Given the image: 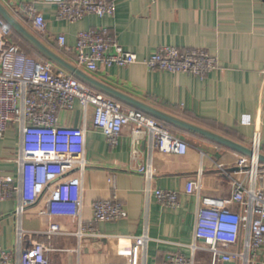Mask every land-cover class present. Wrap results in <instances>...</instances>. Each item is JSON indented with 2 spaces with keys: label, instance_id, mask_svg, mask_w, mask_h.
Segmentation results:
<instances>
[{
  "label": "crops",
  "instance_id": "crops-1",
  "mask_svg": "<svg viewBox=\"0 0 264 264\" xmlns=\"http://www.w3.org/2000/svg\"><path fill=\"white\" fill-rule=\"evenodd\" d=\"M60 1L0 0V4L48 49L73 66L76 35L91 28H107L123 50L139 59L163 47L206 51L216 60V68L203 79L150 72L140 64L125 68L98 66L93 73L80 70L129 98L249 150L254 135H258V153L264 156V0H114L111 17L89 16L73 24L56 20ZM24 4L32 5L43 18L44 34L34 32L21 11ZM60 35L65 38L64 48L56 42ZM11 42L28 53L34 52L13 30ZM54 71L70 75L56 65ZM57 118L59 138L83 145L87 161L81 178L83 222L92 221L93 202L113 197L123 205L127 218L95 224V237L79 246L72 235L75 224L69 219L55 220L64 233L50 240L51 264H162L172 254L191 255L198 207H210L221 200L225 209L239 212V206L229 201L231 183L216 170L215 163L232 171L235 160L242 155L160 121L188 144L185 155L152 151L146 139L134 145L130 126L123 128L117 144L110 147L93 128L92 109L83 112L77 103L72 111L59 112ZM19 146L18 130L10 125L0 140V175L11 182L16 179ZM132 150L137 151L135 160ZM147 166L153 172L149 184L138 173ZM111 178L114 189L108 183ZM197 179L199 192L186 195L187 181ZM156 190L177 193L178 207L161 206L154 196ZM45 200L30 208L21 221L27 246L45 242L42 233L49 219L37 215ZM15 207L14 197L0 202V246L10 254V264H17L19 253ZM143 234L148 238L146 249L137 251L132 260L129 244ZM197 244L204 247V242ZM194 258L197 264H210L211 260L205 251L195 253ZM252 264H264V246L253 255Z\"/></svg>",
  "mask_w": 264,
  "mask_h": 264
},
{
  "label": "built area",
  "instance_id": "built-area-1",
  "mask_svg": "<svg viewBox=\"0 0 264 264\" xmlns=\"http://www.w3.org/2000/svg\"><path fill=\"white\" fill-rule=\"evenodd\" d=\"M21 11L36 34L46 32L43 18L32 5H22ZM114 11V0H61L55 17L73 24L89 16L111 17ZM11 35V27L0 16V140L10 125L17 128L20 138L15 159L16 179L11 182L10 178L0 175V202L13 197L16 200L17 264H51L50 240L64 233L55 220L69 219L75 224L76 231L72 235L79 246L95 237V224L127 218L123 205L113 197L93 202L92 221L83 222L81 178L87 161L80 142L59 138V112L72 111L76 103L83 112L91 108L93 128L106 138L110 147L117 144L123 128L128 126L133 144L146 139L152 151L185 155L188 144L147 114L123 107L71 75L56 73L54 64L47 60L31 58L11 42ZM56 42L61 48L65 47L62 35ZM74 56L75 67L91 73L96 72L98 66L125 68L140 64L150 72L181 73L203 79L216 68V60L203 50L163 47L139 59L136 54L123 50L104 27L78 32ZM258 143V135H254L252 156L238 157L232 171L224 164L215 163L216 170L231 183L229 201L239 206V212L225 209L221 200L210 207H198L191 255L172 254L162 264H197L194 255L202 251L210 254V264H252L253 255L264 246V165L257 159ZM136 156L137 151L132 150V160ZM138 173L148 184L153 178L150 166L138 169ZM108 183L114 189L112 178ZM199 190V179L188 180L184 192L192 195ZM154 196L163 207H178L179 196L175 192L156 190ZM42 199H46L45 205L37 215L49 219L42 233L45 242L27 246L21 221ZM147 242L146 234L131 240L132 260L137 251L146 249ZM199 242H204V247L198 246ZM10 263V254L0 246V264Z\"/></svg>",
  "mask_w": 264,
  "mask_h": 264
},
{
  "label": "water",
  "instance_id": "water-1",
  "mask_svg": "<svg viewBox=\"0 0 264 264\" xmlns=\"http://www.w3.org/2000/svg\"><path fill=\"white\" fill-rule=\"evenodd\" d=\"M0 16L4 19V21L11 27V29L17 33L23 40H25L31 47H33L39 54H41L47 61L53 63L54 65L60 67L67 73H69L74 78L78 79L82 83L90 86L96 91L110 96L117 101L127 104L134 108L135 110L141 111L150 117L160 121L162 123L174 126L180 130L187 131L198 136L205 138L219 146H223L235 153H238L245 157H251V150L231 142L230 140L218 136L216 134L207 132L201 128L188 124L178 118L167 115L163 112H160L154 108H151L141 102H138L128 96L100 83L85 74L80 69L76 68L72 64L63 60L60 56L52 52L48 49L38 38H36L33 34H31L28 30H26L1 4H0ZM258 162L264 165V156L258 154L257 156Z\"/></svg>",
  "mask_w": 264,
  "mask_h": 264
},
{
  "label": "trees",
  "instance_id": "trees-1",
  "mask_svg": "<svg viewBox=\"0 0 264 264\" xmlns=\"http://www.w3.org/2000/svg\"><path fill=\"white\" fill-rule=\"evenodd\" d=\"M27 43V42H26ZM28 44V43H27ZM29 45V44H28ZM28 56H30L31 58H35V57H37V58H39V59H37V60H46L41 54H39L35 49H33L34 50V52H32L33 53V55H32V53H28V52H26L24 49H22ZM36 59V58H35Z\"/></svg>",
  "mask_w": 264,
  "mask_h": 264
},
{
  "label": "rangeland",
  "instance_id": "rangeland-1",
  "mask_svg": "<svg viewBox=\"0 0 264 264\" xmlns=\"http://www.w3.org/2000/svg\"><path fill=\"white\" fill-rule=\"evenodd\" d=\"M32 55H33V53H32ZM35 58H36V60L39 59V58H37V57H35ZM35 58H34V59H35ZM197 256H198V255H197Z\"/></svg>",
  "mask_w": 264,
  "mask_h": 264
}]
</instances>
